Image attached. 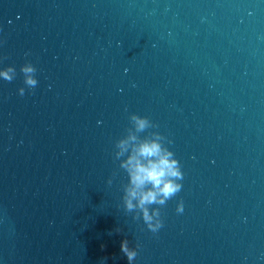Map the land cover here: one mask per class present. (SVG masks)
I'll use <instances>...</instances> for the list:
<instances>
[{"label":"water","instance_id":"95a60500","mask_svg":"<svg viewBox=\"0 0 264 264\" xmlns=\"http://www.w3.org/2000/svg\"><path fill=\"white\" fill-rule=\"evenodd\" d=\"M7 66L0 264H128L124 239L133 264H264V0H0ZM133 113L184 173L157 233L123 203Z\"/></svg>","mask_w":264,"mask_h":264},{"label":"clouds","instance_id":"9594fccd","mask_svg":"<svg viewBox=\"0 0 264 264\" xmlns=\"http://www.w3.org/2000/svg\"><path fill=\"white\" fill-rule=\"evenodd\" d=\"M20 71L24 76V84L34 90L38 85L36 73L38 69L31 63L24 64ZM127 71V70H126ZM17 76L15 66L0 69V78L12 82ZM26 88L21 87L19 94L23 96ZM131 127L127 134L115 142L114 158L119 160V167L126 171L128 183L123 185V203L127 212L135 211V219H143L147 229L157 233L163 227L160 207L177 195L182 189L181 181L184 177L182 165L175 158L173 151L167 146L172 141L158 131L150 132L147 136L141 134L148 129L158 128L149 117L133 113L129 117ZM134 130V131H133ZM109 185L112 180L109 179ZM184 205L181 201L177 207L178 213H183ZM117 231H120L117 229ZM129 246L124 239L121 251L126 255L128 264H133L138 251Z\"/></svg>","mask_w":264,"mask_h":264}]
</instances>
